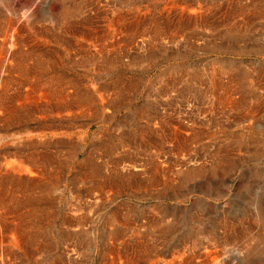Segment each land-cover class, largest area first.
I'll return each instance as SVG.
<instances>
[{"label":"rangeland","instance_id":"374dc122","mask_svg":"<svg viewBox=\"0 0 264 264\" xmlns=\"http://www.w3.org/2000/svg\"><path fill=\"white\" fill-rule=\"evenodd\" d=\"M0 1L19 43L5 35L0 83L24 93L25 69L32 82L46 76L33 56L49 58L45 70L76 80L93 101L59 118L35 92L15 130L18 147L50 156L49 187L34 191L48 235L67 213L101 244L118 213L147 235L139 240L194 245L216 264H264V0ZM213 76L230 101L215 97ZM121 78L133 84L124 99L102 103L101 86Z\"/></svg>","mask_w":264,"mask_h":264},{"label":"bare ground","instance_id":"6f19581e","mask_svg":"<svg viewBox=\"0 0 264 264\" xmlns=\"http://www.w3.org/2000/svg\"><path fill=\"white\" fill-rule=\"evenodd\" d=\"M66 15H68L67 9L64 10L63 16ZM10 19L11 18L5 21L0 18L1 55L3 54L4 50V37H6L5 35L10 34V36L12 37V42L17 41L16 33H12L13 25ZM84 31L86 32V30ZM82 34H85L83 33V30L80 31L79 34H74V38L76 39V41ZM41 37H44V35H41ZM67 42L66 50L70 49V43L68 44ZM15 44L19 45L18 41ZM74 45L78 46L76 44ZM111 46L114 47V45ZM28 47H30V45ZM90 50L92 51V49ZM19 52L22 54L21 51ZM22 55L32 58V55L30 56L29 53L26 52ZM53 64L54 63L49 58L42 59V57L35 58V56H33L31 67H35V69L38 68L41 70V72H46V76L40 78V80H37L36 82L35 80L34 82H32L27 77V71L30 72L29 69H25L23 79L27 81L29 88L25 89L24 93L17 92V94H14V91V93H11L8 91V88L10 86H8L7 88V82L3 84L0 83V131L4 132V134L0 135V264H216V257H209V255L205 251H198L196 248H194V245H189L186 243L169 245L170 242L159 243L156 239L157 235L154 236L155 240L153 242H145L143 240H139V238L146 237L147 235L143 236V232L141 231L142 229L139 230V227H135L134 224L131 223V221L128 222L129 219L119 215L118 213H114L108 219L109 226L111 227L108 228L106 236L103 237L105 238V241L101 242V244L96 243V231L91 232L90 230L79 228V221L75 218L73 219V217L71 218L67 216V213L62 220V227L53 229L52 232L49 233V235L47 232H45L42 226V222L44 220L42 218H39V216L41 215L37 214V208H35L34 206V191L39 188V192H44L46 188L49 187V182L46 181V178H49L48 168L51 161L49 158L50 156H48L49 154H47L45 151L36 152L32 149L27 151V149L24 150L18 147L15 140L19 137L18 134L21 133L18 132V134H16L17 132H15V130L20 129L22 124L25 121L29 120L31 109L28 100L30 99V96L32 97L31 94L35 92L39 93L37 97L40 96L46 99V101H44L46 105L45 110L50 112L54 116H59V118L62 116V114H68L71 109H83L84 112H87L91 109L90 106L93 103L90 95H84L80 92L79 88H77L78 82L76 80L71 78L67 79L65 76L57 73L53 74L55 72H50L49 69L45 70V68L53 66ZM19 67L21 68L22 65H20ZM23 67L25 66L23 65ZM216 77L217 76H213L211 78L213 87L212 89L215 93V97L221 101H230L229 96L231 95H228V90H225L226 94L224 97L221 96L222 94L218 92L217 87H220L221 83H219V80H217ZM232 78H234V76L229 78V81L232 80L229 84H233V86L236 83H240L243 79L241 75L236 76L234 79ZM126 84L127 83H124L123 78L116 79L113 82L109 83V85L107 84L101 86V89L104 93L99 94L98 97L100 98L102 103H106V101L110 99V96L115 98L116 95H122L123 93V100L125 97L124 89L131 88L133 85L132 83H130L131 86L129 87V85L127 86ZM70 89L73 91H71ZM109 91H111L110 94H108ZM106 93L108 94V96L106 95ZM35 107L36 106H34V108ZM45 120H43V122ZM44 124L46 123L44 122ZM21 131L26 132L25 129H22ZM26 133L28 134L30 132ZM15 135L17 136L15 137ZM11 137L15 142L12 143L13 145L9 148L6 147V141L4 142V139H9ZM125 139L122 135L118 140H123L122 142L125 143ZM113 146L114 144H112L111 142L108 143L106 147L111 150ZM96 171L98 172L97 167L92 168L90 172L95 173ZM156 175H159L158 169L156 170ZM107 184L108 183H106L105 185H101L102 190L105 189V186ZM38 224L40 226H38ZM157 231L160 233V230ZM90 233H93V236L96 237L95 240L91 243L88 242L85 238V236L89 235ZM130 235H134L135 237H137V239L135 241H127L126 237ZM95 254H98V257H95Z\"/></svg>","mask_w":264,"mask_h":264}]
</instances>
